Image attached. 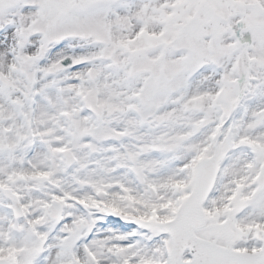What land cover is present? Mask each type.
Here are the masks:
<instances>
[{"label": "snow or ice", "instance_id": "1", "mask_svg": "<svg viewBox=\"0 0 264 264\" xmlns=\"http://www.w3.org/2000/svg\"><path fill=\"white\" fill-rule=\"evenodd\" d=\"M0 264H264V0H0Z\"/></svg>", "mask_w": 264, "mask_h": 264}]
</instances>
